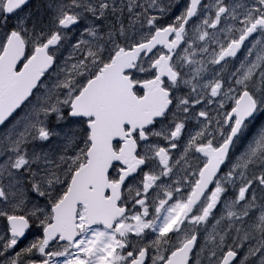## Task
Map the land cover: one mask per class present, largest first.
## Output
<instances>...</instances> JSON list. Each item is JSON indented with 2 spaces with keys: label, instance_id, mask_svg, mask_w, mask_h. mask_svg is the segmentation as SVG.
Returning <instances> with one entry per match:
<instances>
[{
  "label": "snow or ice",
  "instance_id": "snow-or-ice-1",
  "mask_svg": "<svg viewBox=\"0 0 264 264\" xmlns=\"http://www.w3.org/2000/svg\"><path fill=\"white\" fill-rule=\"evenodd\" d=\"M0 264H264V0H0Z\"/></svg>",
  "mask_w": 264,
  "mask_h": 264
}]
</instances>
